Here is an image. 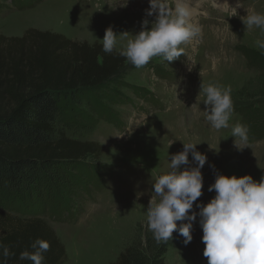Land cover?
Here are the masks:
<instances>
[{
  "label": "rangeland",
  "instance_id": "obj_1",
  "mask_svg": "<svg viewBox=\"0 0 264 264\" xmlns=\"http://www.w3.org/2000/svg\"><path fill=\"white\" fill-rule=\"evenodd\" d=\"M228 1L230 8L238 2ZM190 3L197 9L194 20L201 33L181 45L184 55L171 63L154 57L142 68L128 64L116 75L124 85L149 93L152 102L148 97L143 99V94L135 97L123 89L124 98L133 106L114 107L119 127L100 122L94 127L65 130L68 139L98 146L100 156L87 162L106 173L92 197L79 199L75 218L54 222V217L48 220V213L43 218L64 249V264H110L128 247L152 237L146 215L154 191L152 184L167 169L171 155L183 150V143L198 144L196 150L207 157L201 169L203 194L194 202V211H198L195 203L207 204L214 197L215 192L207 189L216 171L237 178L250 175L257 182L264 176V136L248 139L245 146L231 132V125L243 124L237 110L256 108L264 101V73L260 67L250 65L240 52L243 47L264 57L255 44L257 39H264V33L258 28L248 30L242 22L250 9L264 13V0H239L235 16L215 9L212 2L204 10L198 7L201 3L197 5L199 0ZM257 4L262 7L257 8ZM148 7V0H127L126 5L125 0H40L32 9L16 11L8 2L0 3V36L20 38L32 29L60 35L77 44H102L100 40L109 26L117 35L127 32L134 36L141 30L143 19L151 24L154 16H145ZM209 11L213 12L211 18L201 21ZM40 22L48 25L41 26ZM124 44L126 40L118 37L115 51L119 52ZM208 83L231 88L234 113L229 128L212 129L198 112L205 110L200 85ZM171 140L174 142L169 146ZM188 160L189 164L180 170L195 167L191 154ZM44 176L58 183L56 176ZM39 177L43 183V177ZM0 215H4L1 209ZM198 221L199 217L193 222L192 240L187 245L178 232H173L164 264H207ZM186 222L176 223L179 226Z\"/></svg>",
  "mask_w": 264,
  "mask_h": 264
},
{
  "label": "trees",
  "instance_id": "obj_2",
  "mask_svg": "<svg viewBox=\"0 0 264 264\" xmlns=\"http://www.w3.org/2000/svg\"><path fill=\"white\" fill-rule=\"evenodd\" d=\"M6 2L24 11L40 0H0ZM240 52L264 73L261 53L243 47ZM128 64L115 50L105 53L102 44H77L32 29L20 38L0 36V244L14 253L6 264H32L19 254L32 251L37 238L50 244L44 264L65 263L64 249L43 218H75L79 199L92 197L106 173L87 162L100 156L98 146L68 139L65 130L100 122L119 127L114 107L131 104L123 89L152 102L149 93L116 77ZM257 106L237 110L252 140L264 136V101ZM167 246L146 237L110 264H164Z\"/></svg>",
  "mask_w": 264,
  "mask_h": 264
},
{
  "label": "clouds",
  "instance_id": "obj_3",
  "mask_svg": "<svg viewBox=\"0 0 264 264\" xmlns=\"http://www.w3.org/2000/svg\"><path fill=\"white\" fill-rule=\"evenodd\" d=\"M148 3L145 16H154L151 24L148 19H143L141 30L134 36L127 32L117 35L109 26L100 40L102 50L109 54L117 49L118 37L126 40V44L119 48V55L136 68L144 67L154 57L171 63L184 55L181 45L201 33V28L192 22L196 10L190 0H148ZM215 6L226 9L231 16L237 15L236 8H240L239 0L236 7L230 8L227 0L223 4L215 0ZM242 22L248 30L258 28L264 33V13L250 9ZM255 44L264 52V39H257ZM200 91L204 96L205 110H197L205 122L216 131L229 128L234 113L231 88L208 83L200 85ZM231 132L240 145H247V125L237 122L231 125ZM173 142L169 141V146ZM197 145L183 143V150L171 155L167 169L157 175L152 184L154 191L146 215L153 239L157 244L167 243L173 232H178L187 245L192 240L193 222L199 217L201 242L205 245L203 256L207 258V264H264V176L257 182L250 175L237 178L216 171L214 182L207 189L215 192L214 197L207 204L195 203L198 211H194V202L203 194L201 169L207 160L206 155L196 150ZM189 154L195 167L180 170L181 166L189 164ZM210 167L214 168L213 165ZM178 221L187 222L178 226ZM30 247L32 251H22L19 260L44 264V253L50 244L37 238ZM12 255L9 247L0 244V264H6Z\"/></svg>",
  "mask_w": 264,
  "mask_h": 264
},
{
  "label": "bare ground",
  "instance_id": "obj_4",
  "mask_svg": "<svg viewBox=\"0 0 264 264\" xmlns=\"http://www.w3.org/2000/svg\"><path fill=\"white\" fill-rule=\"evenodd\" d=\"M209 2H212V5L215 7V9H218V10H220V11H225V10H226V9H222V8H218V7H216V6H215V0H199V3H198L197 5H199V4L201 3V5H199L198 7L201 8V10H204ZM224 2H225V0H218V3H220V4H223ZM245 2H246V1H245ZM202 3H204V4H202ZM227 4L229 5V1H228V0H227ZM256 7H257V8H260V7H262V5H261V4H257ZM195 10L197 11L196 8H195ZM212 13H213L212 11H209L208 16L205 15V18L201 19V21H207V20H209V18H211V16H212ZM196 15H197V14H196ZM194 16H195V14H194L193 17H192V21H194V23L196 24L197 21L194 20ZM38 24H40L41 26H45V24L48 25L47 22H40V23H38Z\"/></svg>",
  "mask_w": 264,
  "mask_h": 264
}]
</instances>
